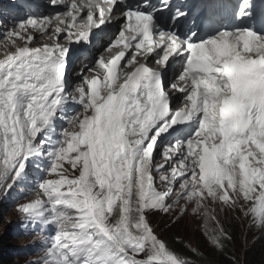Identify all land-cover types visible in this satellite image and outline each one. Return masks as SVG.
Masks as SVG:
<instances>
[{
  "label": "snow or ice",
  "instance_id": "obj_1",
  "mask_svg": "<svg viewBox=\"0 0 264 264\" xmlns=\"http://www.w3.org/2000/svg\"><path fill=\"white\" fill-rule=\"evenodd\" d=\"M49 3L65 10L3 33L0 194L44 164L40 199L16 211L34 223L49 205L75 213L71 231L49 237L53 264H195L149 217H202L209 246L223 250L232 237L210 200L235 209L239 196L264 224V0L259 29L253 0H239L231 23H219L223 0L199 20L204 6L190 17L172 0ZM101 36L110 42L93 59Z\"/></svg>",
  "mask_w": 264,
  "mask_h": 264
},
{
  "label": "rangeland",
  "instance_id": "obj_2",
  "mask_svg": "<svg viewBox=\"0 0 264 264\" xmlns=\"http://www.w3.org/2000/svg\"><path fill=\"white\" fill-rule=\"evenodd\" d=\"M0 15L1 17H3V19H6L5 7H2L0 9ZM4 26H6V24ZM157 159L159 160L160 157L157 156ZM70 169H72L71 166ZM158 186L159 181L157 180V187ZM26 194L30 196V199L28 201L40 199V194L36 191L34 185L30 182H25L24 184H18L15 188L11 190V192H8L6 195L3 194L2 197H4V199L0 200V248H5L6 251L9 252V254L7 253L5 255L3 251H0V264H25L27 262L29 263V261L27 260V255H21L20 248L25 247L27 253H32L33 246L31 245L28 239L20 237L21 234L19 232H15L17 230V213L15 211L16 206L27 202L23 200V197ZM181 203H183V201ZM208 203H210L209 208L214 210V214L223 223L224 227L226 228V226H228L231 231H233L232 235L234 234L237 238H240L242 245L247 243V238L249 235L251 237L256 235L259 230H261V227L264 226V224L258 225L257 222L252 219V217L244 215L243 211L240 209L241 204L243 205V201L239 199V196H237L238 206L236 205L235 209H229L227 206H224L222 202L219 201L212 202L210 200ZM189 207H191V205ZM173 211H175V209H173ZM164 215L166 214L157 213L150 216L151 224L153 225L152 227L155 233L160 238L163 237L164 239V237H167L166 229L164 230V227L162 225L166 223L170 226V224L174 223L175 227L172 228L171 231L178 230L182 235H184V237L187 238V241L190 244H192L195 240H203L206 243L208 242L205 236L202 234V217L188 212L183 216L177 218L176 216L170 213L169 216L172 218H170L169 223V219ZM13 223L15 225V229L11 231L12 227H10V225L12 226ZM35 223L42 238L40 247L43 250V256L45 258H48L51 256L50 253L52 252V250H49L48 247V243L50 241L49 237H51L50 220L46 217L44 213H42V215L35 221ZM194 232H198L201 238H194ZM245 235L246 238L244 237ZM172 247L177 250L180 249V247L176 245H173ZM43 264H45V262Z\"/></svg>",
  "mask_w": 264,
  "mask_h": 264
},
{
  "label": "trees",
  "instance_id": "obj_3",
  "mask_svg": "<svg viewBox=\"0 0 264 264\" xmlns=\"http://www.w3.org/2000/svg\"><path fill=\"white\" fill-rule=\"evenodd\" d=\"M168 219L170 223V218ZM162 226L164 230L166 229L167 237H164V239L162 237V239L167 246L173 252L195 262V264H264V229L256 237L249 235L247 243L242 245L240 238H237L234 234L232 235L233 231L226 226L232 239L224 242L223 250H215L209 246L208 242L206 243L203 240H195L190 244L187 238L178 230L171 231L175 227L174 223L170 226L164 223ZM194 233V238H201L198 232ZM244 237L246 238V235ZM173 245L179 246V251L173 248ZM191 248L197 249L199 255L191 251ZM0 251H3L5 255L7 254L6 249L0 248Z\"/></svg>",
  "mask_w": 264,
  "mask_h": 264
},
{
  "label": "clouds",
  "instance_id": "obj_4",
  "mask_svg": "<svg viewBox=\"0 0 264 264\" xmlns=\"http://www.w3.org/2000/svg\"><path fill=\"white\" fill-rule=\"evenodd\" d=\"M74 77L75 76L71 77V82L77 81V80H74ZM44 163H47V162L45 161ZM64 167L66 169H68L69 173H71L72 175H78V172L76 170L70 169V165L67 162H65ZM43 169H44V164H41L40 167H35L34 165H30L29 169H28V178H27V180L23 181L22 184H24L25 182H30L34 185V187L37 191L38 190L37 189V180L44 176V170ZM52 178H55L54 175H52ZM9 192H11V191H9ZM2 195L3 194H0V200L4 199V197H2ZM29 199H30L29 195H27V194L24 195V197H23L24 201H28ZM16 213H17V223H16V229L17 230L15 232H19L21 234L20 237H24V238L28 239L30 241L31 245L33 246V248H32L33 252L32 253L31 252L27 253V250L25 247L20 248L21 255H23V256L27 255V257H28L27 260L29 261V263L27 262L25 264H43L44 262H45V264H53L54 257L52 255L48 258H45L43 256V250L40 247L41 242H42V238L39 234V230L36 227V223H34L30 219H24L23 220L21 214L18 213L17 211H16ZM41 213H44L46 215V217L50 220V235L51 236L54 234V229H55L57 234H59L60 236H63L64 233L71 231L73 228V225L75 224V220H74L75 213L70 211V210H66L64 208H58V209H55L53 211H50V205H49L47 207H43L41 209ZM164 216H166L168 218H172L169 216V214L164 215ZM149 219H150V217H149ZM151 226H153V225L151 224ZM10 227H12L11 231H13L15 229L14 223L12 226L10 225ZM263 229H264V226L261 227V230H259V232L257 234H259ZM257 234L252 236V237H256ZM48 247H49V250H52L53 242L51 240L48 243ZM3 249L5 250V248H3ZM169 249L171 250V248H169ZM6 253L9 254V252H7V251H6Z\"/></svg>",
  "mask_w": 264,
  "mask_h": 264
},
{
  "label": "bare ground",
  "instance_id": "obj_5",
  "mask_svg": "<svg viewBox=\"0 0 264 264\" xmlns=\"http://www.w3.org/2000/svg\"><path fill=\"white\" fill-rule=\"evenodd\" d=\"M9 2V0H0V8L1 7H3V5H5V4H7ZM12 11H14V9H12ZM16 14H19L18 12H16L15 11V16H16ZM8 19V21H10L11 22V25H12V27L14 26V24L17 22V20L18 19H16V17H8L7 18ZM7 28H8V26H7ZM0 33H1V35H3V29L0 31ZM35 40H38V41H42V39H41V37H40V35H37L36 37H35ZM78 81H75V82H71V84H70V86H69V91H71L73 88H74V86H75V84L77 83ZM75 107V109L76 110H79V105H76V106H74ZM210 204V203H209ZM212 204V203H211ZM241 204V203H240ZM242 205V204H241ZM237 206H238V204H237ZM220 208H221V205H220ZM241 209V208H240ZM242 210V209H241ZM235 211V210H234ZM234 211H233V213H234ZM238 213V212H237ZM239 217V216H238Z\"/></svg>",
  "mask_w": 264,
  "mask_h": 264
}]
</instances>
